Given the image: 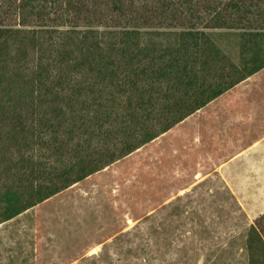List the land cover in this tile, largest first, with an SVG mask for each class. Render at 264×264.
<instances>
[{"label":"trees","instance_id":"16d2710c","mask_svg":"<svg viewBox=\"0 0 264 264\" xmlns=\"http://www.w3.org/2000/svg\"><path fill=\"white\" fill-rule=\"evenodd\" d=\"M263 68L264 0H0V224Z\"/></svg>","mask_w":264,"mask_h":264},{"label":"rangeland","instance_id":"374dc122","mask_svg":"<svg viewBox=\"0 0 264 264\" xmlns=\"http://www.w3.org/2000/svg\"><path fill=\"white\" fill-rule=\"evenodd\" d=\"M264 212V68L0 224V264H248Z\"/></svg>","mask_w":264,"mask_h":264}]
</instances>
